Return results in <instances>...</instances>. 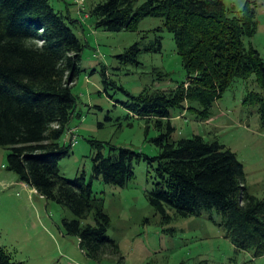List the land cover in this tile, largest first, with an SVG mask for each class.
<instances>
[{
    "label": "trees",
    "instance_id": "obj_1",
    "mask_svg": "<svg viewBox=\"0 0 264 264\" xmlns=\"http://www.w3.org/2000/svg\"><path fill=\"white\" fill-rule=\"evenodd\" d=\"M87 16L95 29L108 32L133 31L142 18L156 17L171 34L186 74L171 90L143 89L130 95L110 82L104 65L99 69L103 91L111 84L124 92L128 100L121 105L157 130L150 139L156 154L110 146L115 152L104 155L101 142L89 141L95 149L89 178L84 172L71 179L60 174L58 161L71 148L60 138L74 114L71 87L83 48L73 31L78 23L54 10L48 0H0V145L8 151L5 168L74 215L61 220L63 229L77 238L89 258L117 252L106 235L109 218L92 180L123 186L133 177V163L141 160L151 183L146 199L162 221L215 212L216 224L236 250L249 251L252 258L264 255V195L248 192L235 154L199 135L173 139L169 121L172 109H190L205 119L235 79L252 73L261 92H248L243 101L258 105L264 118V62L244 43L256 29L254 10L246 3L241 15L234 16L222 0H145L137 7L133 0H101L90 6ZM155 47L160 48L159 39ZM138 53L134 43L115 57L123 65L138 64ZM88 216L93 224H82ZM0 264H17L2 246Z\"/></svg>",
    "mask_w": 264,
    "mask_h": 264
},
{
    "label": "rangeland",
    "instance_id": "obj_2",
    "mask_svg": "<svg viewBox=\"0 0 264 264\" xmlns=\"http://www.w3.org/2000/svg\"><path fill=\"white\" fill-rule=\"evenodd\" d=\"M101 0H48L51 7L68 15L78 24L74 33L83 43L79 72L71 87L75 97L74 114L68 122L76 143L57 164L58 172L71 179L84 172L91 174V156L95 149L89 141H99L104 155L113 153L110 146L127 147L149 156L157 150L150 141L157 130L136 118L121 105L128 97L108 84L103 91L99 69L106 68L110 82L130 95L141 90L168 91L185 80L175 43L162 27V19L145 17L135 30L108 32L95 29L87 16L91 5ZM145 0H133L139 6ZM230 14L241 15L246 3L254 10L256 29L244 39L256 49L264 62V0H222ZM159 39L160 48L156 47ZM136 43L138 64H120L115 57ZM261 92L255 75L235 79L216 100L205 119L190 109L170 110L173 139L199 135L216 140L233 152L242 164L249 193L264 195V118L258 105L244 102L248 92ZM196 107V106H195ZM100 124V125H98ZM64 132L60 142L69 144ZM7 149L0 145V246L17 264H264V255L252 258L249 251H238L224 237L216 223L215 212L199 216L171 217L162 221L146 199L151 183L144 161L133 163V177L123 186L92 180V190L102 200V210L109 218L106 235L117 252L100 259L89 258L78 240L67 235L63 218L74 215L55 202L21 186L15 174L5 168ZM171 215V211H167ZM93 224L88 216L82 224Z\"/></svg>",
    "mask_w": 264,
    "mask_h": 264
},
{
    "label": "built area",
    "instance_id": "obj_3",
    "mask_svg": "<svg viewBox=\"0 0 264 264\" xmlns=\"http://www.w3.org/2000/svg\"><path fill=\"white\" fill-rule=\"evenodd\" d=\"M66 133L70 135V141H69L70 146L71 147L74 146L76 143V138H75V134H73V130L69 129L67 130Z\"/></svg>",
    "mask_w": 264,
    "mask_h": 264
},
{
    "label": "crops",
    "instance_id": "obj_4",
    "mask_svg": "<svg viewBox=\"0 0 264 264\" xmlns=\"http://www.w3.org/2000/svg\"><path fill=\"white\" fill-rule=\"evenodd\" d=\"M21 186H27L26 184H24V183H22V182H19V181H17ZM27 188L29 189V190H32L33 192H35V190H33V189H31V188H29L28 186H27ZM36 193V192H35Z\"/></svg>",
    "mask_w": 264,
    "mask_h": 264
}]
</instances>
